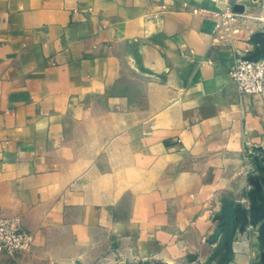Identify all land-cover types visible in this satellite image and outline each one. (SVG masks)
Wrapping results in <instances>:
<instances>
[{"label": "crops", "instance_id": "1", "mask_svg": "<svg viewBox=\"0 0 264 264\" xmlns=\"http://www.w3.org/2000/svg\"><path fill=\"white\" fill-rule=\"evenodd\" d=\"M242 5L0 0V216L34 235L19 264H264L244 226L264 222L245 166L264 96L226 69L253 53Z\"/></svg>", "mask_w": 264, "mask_h": 264}, {"label": "built area", "instance_id": "2", "mask_svg": "<svg viewBox=\"0 0 264 264\" xmlns=\"http://www.w3.org/2000/svg\"><path fill=\"white\" fill-rule=\"evenodd\" d=\"M227 6L254 3L255 0H213ZM194 13L198 9H193ZM201 62H203L201 60ZM208 63H212L210 59ZM226 69L239 93L264 96V55L253 57V53L227 60ZM34 235L23 228L18 220L0 216V254L10 257L6 264H19L21 258L33 245Z\"/></svg>", "mask_w": 264, "mask_h": 264}, {"label": "rangeland", "instance_id": "3", "mask_svg": "<svg viewBox=\"0 0 264 264\" xmlns=\"http://www.w3.org/2000/svg\"><path fill=\"white\" fill-rule=\"evenodd\" d=\"M242 9L247 14L246 23L250 47L254 48L253 52H264V0H255L254 3L245 2ZM245 166L249 185L246 192L248 210L251 211L252 208L257 207L264 209V140L251 148ZM260 225L247 222L244 226L259 232ZM202 264H209V260L205 259Z\"/></svg>", "mask_w": 264, "mask_h": 264}, {"label": "water", "instance_id": "4", "mask_svg": "<svg viewBox=\"0 0 264 264\" xmlns=\"http://www.w3.org/2000/svg\"><path fill=\"white\" fill-rule=\"evenodd\" d=\"M236 8H240L241 6H236ZM262 51H254L253 57H260L262 55ZM258 208V207H257ZM256 208H252L251 211L255 210ZM264 210V209H263ZM234 231V221H233V209L230 206H227L222 215V220L219 225L216 227L214 233L211 235V238L220 235V247H224L227 243H229L232 234ZM259 235L264 242V222L260 225L259 228ZM229 253H226L224 257L220 260L218 264H224L227 258H229Z\"/></svg>", "mask_w": 264, "mask_h": 264}]
</instances>
